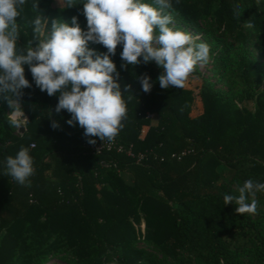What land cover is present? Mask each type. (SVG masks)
<instances>
[{"label": "trees", "instance_id": "1", "mask_svg": "<svg viewBox=\"0 0 264 264\" xmlns=\"http://www.w3.org/2000/svg\"><path fill=\"white\" fill-rule=\"evenodd\" d=\"M173 8L187 26L212 18L238 44L205 34L219 50L214 63L245 86L243 98L255 99V109L233 104L204 76L194 87L162 89L163 69L155 62L122 67L118 45L113 60L122 92L128 89L127 116L118 135L105 139L113 146L96 152L83 128L66 123L70 114L55 111L59 93L40 91L25 65L32 87L19 98L28 113L24 132L10 125L12 107L0 93V161L28 148L34 174L20 185L0 165V264L68 257L75 264H163L140 242L177 264H246L244 254L264 264V192L249 196L248 203L257 202L252 213L224 204L244 181L264 182V70L245 50L253 40L264 54V0H173ZM36 16L48 24L77 16L87 26L79 0L70 7L65 0H28L17 19L21 46L35 39ZM246 21L254 27L245 28ZM145 74L153 82L149 92L140 83ZM227 168L231 180H220Z\"/></svg>", "mask_w": 264, "mask_h": 264}, {"label": "clouds", "instance_id": "2", "mask_svg": "<svg viewBox=\"0 0 264 264\" xmlns=\"http://www.w3.org/2000/svg\"><path fill=\"white\" fill-rule=\"evenodd\" d=\"M28 0H0V93L7 96L12 107L11 126L20 127L24 118L19 98L23 90L32 87L25 76V65L32 81L40 91L52 96L59 93L55 106L57 113L66 110V123L79 125L90 144L93 137L112 141L124 127L127 104L117 77V46L121 66H135L141 62H155L163 69L158 76L162 89L184 87L189 75L199 63L210 60V46L197 42L193 35L174 24L173 0H79L83 4L86 29L78 17L71 21H48L36 16L32 21L35 39L21 46L20 25L17 19ZM77 2V0H76ZM73 0H65L67 7ZM35 7V4L33 5ZM239 17V9L236 10ZM244 27H254L251 21ZM43 37L42 39L40 37ZM102 45L106 51L98 53L89 44ZM144 92L153 87L151 77H140ZM19 105L13 107L11 101ZM53 128L58 127L52 121ZM18 184L26 185L34 174V159L28 148L21 147L15 155L0 161ZM239 195H224V204L235 202L236 212H255L256 200L248 203L249 196L264 192V182L248 179L238 188Z\"/></svg>", "mask_w": 264, "mask_h": 264}, {"label": "rangeland", "instance_id": "3", "mask_svg": "<svg viewBox=\"0 0 264 264\" xmlns=\"http://www.w3.org/2000/svg\"><path fill=\"white\" fill-rule=\"evenodd\" d=\"M53 20H64L70 22L64 16H55L50 18V25ZM174 24L177 27L190 32L193 37L197 39V42H207L210 46L209 62L207 64L199 63L196 66L195 70L189 75L186 81V85H188L189 87H194L202 81L201 78L202 76H204L209 84H211L215 89L221 91L233 104L239 107H245L250 110H254L256 105L255 99L243 98L245 86L237 78H228L226 73L214 63V56L218 54L219 50L217 46L212 42L213 38L214 40L223 39L230 41L234 43L235 46H238V44L232 41L222 29H218L212 18H205L199 25L192 27L182 24L178 16L174 15ZM206 32L211 33L212 40L207 39V36L205 35ZM89 47H91L90 44ZM245 50L247 56L255 61L260 62L264 70V54L262 48L255 41L248 40ZM44 108L45 107H40L36 112L38 113L40 109L42 110ZM231 175V171L227 168L222 172L220 180L230 181ZM138 246L146 251V255L148 257H155L159 259L163 264H177L172 257L164 256L160 251L151 247L150 245H147L144 242L138 243ZM242 258L246 264H262L260 261L251 257L250 254H244L242 255ZM54 264L75 263L73 259L68 257L66 259L58 260Z\"/></svg>", "mask_w": 264, "mask_h": 264}, {"label": "built area", "instance_id": "4", "mask_svg": "<svg viewBox=\"0 0 264 264\" xmlns=\"http://www.w3.org/2000/svg\"><path fill=\"white\" fill-rule=\"evenodd\" d=\"M13 115V114H12ZM34 146V144H32ZM113 146L112 142L104 141L102 143L96 142L95 144H91L90 148L96 152H101L103 148H111Z\"/></svg>", "mask_w": 264, "mask_h": 264}, {"label": "crops", "instance_id": "5", "mask_svg": "<svg viewBox=\"0 0 264 264\" xmlns=\"http://www.w3.org/2000/svg\"><path fill=\"white\" fill-rule=\"evenodd\" d=\"M23 113H24V118H20L21 119V126L20 127H15L16 128V132L17 133H20L21 132V127L22 126H24V124H25V121H26V119L28 118V113L27 112H25V111H23ZM15 115V113H10V115Z\"/></svg>", "mask_w": 264, "mask_h": 264}, {"label": "water", "instance_id": "6", "mask_svg": "<svg viewBox=\"0 0 264 264\" xmlns=\"http://www.w3.org/2000/svg\"><path fill=\"white\" fill-rule=\"evenodd\" d=\"M20 130H21V132H24L25 131V127L22 126Z\"/></svg>", "mask_w": 264, "mask_h": 264}]
</instances>
